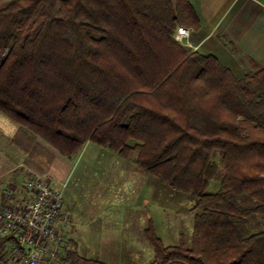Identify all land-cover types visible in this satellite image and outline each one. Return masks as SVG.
<instances>
[{
	"label": "trees",
	"instance_id": "obj_1",
	"mask_svg": "<svg viewBox=\"0 0 264 264\" xmlns=\"http://www.w3.org/2000/svg\"><path fill=\"white\" fill-rule=\"evenodd\" d=\"M178 27L200 28L187 0H8L0 114L62 156L94 143L191 197L189 246L144 230L155 263L264 264V66L235 75Z\"/></svg>",
	"mask_w": 264,
	"mask_h": 264
},
{
	"label": "rangeland",
	"instance_id": "obj_2",
	"mask_svg": "<svg viewBox=\"0 0 264 264\" xmlns=\"http://www.w3.org/2000/svg\"><path fill=\"white\" fill-rule=\"evenodd\" d=\"M6 2L8 0H0V6ZM184 48L191 51L188 47ZM2 116L0 114V152L4 151L2 145H10L13 142V135L7 131L13 128V122ZM38 140L39 167L48 170L51 173L49 175L65 183L63 203L74 208L72 217L68 214L76 228L73 242L76 251L86 260H98L97 256L99 257L100 253H108L107 258L110 261H114L116 255L119 258L121 250L120 252H116V249H113V252L95 250L98 245L94 244V237L103 230L102 224L108 223L106 228L108 230L111 228L113 232L121 228L124 216L130 221L129 215L134 218L143 217L144 214L149 220L144 230L150 226L163 247L177 246L180 243L189 246L192 232L191 209L195 206L191 197L171 191L161 181L145 174L132 162L94 143L86 144L76 155L65 157L39 138ZM12 161L13 159L6 161L0 159V171L5 165L14 162ZM4 178L6 177L0 176V181L3 182ZM216 187L217 180H214L208 192H214ZM93 216L96 218L91 219ZM90 222L93 223L90 225ZM126 231L131 232L129 234L126 232V261L122 260L116 264H157L153 249L141 234V229L133 225Z\"/></svg>",
	"mask_w": 264,
	"mask_h": 264
},
{
	"label": "crops",
	"instance_id": "obj_3",
	"mask_svg": "<svg viewBox=\"0 0 264 264\" xmlns=\"http://www.w3.org/2000/svg\"><path fill=\"white\" fill-rule=\"evenodd\" d=\"M187 2L200 22L198 30L188 29L190 31L188 44L191 46V51L214 55L223 66L230 69L235 75L252 71L254 64L264 66V0H187ZM12 127L7 131L13 135V142L10 145H2L4 151L0 152V159L3 161L13 159L14 162L5 165L0 171V176L6 177L3 179L5 184H11L20 190L22 189V179L26 176L25 170L28 169L37 174L51 173L39 167L37 161L40 154L38 137L17 124L13 123ZM52 178L55 185L63 183L53 176ZM63 210L72 217L74 208L63 203ZM142 216L132 218L129 215L130 221H127L124 216L121 228H114L113 232L111 228L109 230L106 228L108 223L106 225L100 223L103 230L96 233L94 237V244L98 245L95 250H99V252H113V249L120 252L121 250L122 256L119 255L118 258L116 255L114 261H110L107 258L109 257L108 253H100L99 257L97 256L99 261L95 260L104 264H116L122 260L125 262L126 230L134 225L138 226L143 234L149 220L144 214ZM95 218L93 216L91 219ZM138 232L140 231L138 230ZM75 235L76 228L71 222L67 228L66 236L72 244L71 252L75 254V257L64 264H76L81 262L78 260L85 259L76 251L73 242Z\"/></svg>",
	"mask_w": 264,
	"mask_h": 264
},
{
	"label": "built area",
	"instance_id": "obj_4",
	"mask_svg": "<svg viewBox=\"0 0 264 264\" xmlns=\"http://www.w3.org/2000/svg\"><path fill=\"white\" fill-rule=\"evenodd\" d=\"M190 31L176 30L177 41L190 49ZM21 188L0 181V240L9 264H64L72 249L66 231L71 217L63 210L65 183L49 174L25 170Z\"/></svg>",
	"mask_w": 264,
	"mask_h": 264
}]
</instances>
